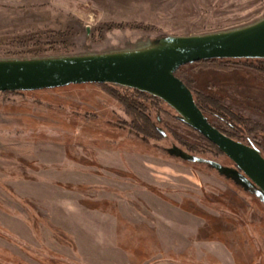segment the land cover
<instances>
[{"label":"rangeland","instance_id":"374dc122","mask_svg":"<svg viewBox=\"0 0 264 264\" xmlns=\"http://www.w3.org/2000/svg\"><path fill=\"white\" fill-rule=\"evenodd\" d=\"M261 19L264 0H0V59L133 49ZM222 61L180 75L264 126V74L245 65L257 61ZM132 95L112 84L0 92V264H264L263 202L169 150L234 163L163 101H146L157 135L138 132L119 99ZM223 114L207 112L264 155V132Z\"/></svg>","mask_w":264,"mask_h":264},{"label":"water","instance_id":"95a60500","mask_svg":"<svg viewBox=\"0 0 264 264\" xmlns=\"http://www.w3.org/2000/svg\"><path fill=\"white\" fill-rule=\"evenodd\" d=\"M264 59V19L207 34L165 36L133 49L40 58L0 59V92H34L70 85L112 84L160 99L188 127L204 136L234 168L189 154L175 156L212 166L254 194L264 204V155L253 145L235 140L214 126L197 105L192 90L175 74L207 60Z\"/></svg>","mask_w":264,"mask_h":264},{"label":"trees","instance_id":"16d2710c","mask_svg":"<svg viewBox=\"0 0 264 264\" xmlns=\"http://www.w3.org/2000/svg\"><path fill=\"white\" fill-rule=\"evenodd\" d=\"M257 61V63H249L246 62L245 65L248 66L251 69H254L260 73L264 74V59H254ZM215 63V62H220L221 64L223 63L222 60H207V61H201L198 63ZM230 65L228 63H224V67H229ZM181 68L176 72V76L179 77L183 82L192 90L194 93L197 105L203 112L207 115V112L209 110H213L216 113H224L223 115L227 116L228 121H229V126L234 128L237 127L238 123H241V128L248 134H256L259 132H264V126L262 125H251L249 121L244 120L243 118L239 117L238 115H235L234 112L230 111L228 108H226L224 105L220 104L218 100L211 98L209 96H206L202 94L201 92H198L195 90L192 85L184 79L180 75ZM106 85V84H104ZM128 91H131L133 93L132 96L130 97H124V96H119V99L121 102L125 105L128 113L132 115L133 121H135L134 128L149 137H155L157 135L156 131V126L155 123L152 121L151 117L147 113L149 110V107L146 103V101H152L154 104L161 102L160 99L155 98L148 93H143L138 90H133V89H127ZM144 99V101L142 100ZM154 106V105H153ZM222 115V114H221ZM209 118V117H208ZM210 120V119H209ZM142 121V122H139ZM211 122V121H210ZM215 126V125H214ZM218 128V127H217ZM221 130V129H220ZM222 131V130H221ZM231 138L235 139L233 135L228 134L225 131H222ZM203 141L205 142L206 146L210 148V150H215L216 153L224 155L219 148L214 145L212 142H210L208 139H206L204 136L200 135ZM238 141L243 142L241 139H235ZM249 145L256 146L251 140L248 141ZM257 147V146H256ZM191 150H194V148L190 147Z\"/></svg>","mask_w":264,"mask_h":264},{"label":"flooded vegetation","instance_id":"af4514ba","mask_svg":"<svg viewBox=\"0 0 264 264\" xmlns=\"http://www.w3.org/2000/svg\"><path fill=\"white\" fill-rule=\"evenodd\" d=\"M223 120L225 121V123L226 124H229V121H228V119L225 117V118H223ZM239 127V126H238ZM237 130H239L240 131V129L238 128ZM176 151V148H173V149H170L169 150V153L170 154H172V155H174L173 153ZM172 152V153H171ZM175 156V155H174ZM177 157V156H176ZM214 161V160H213ZM231 168V167H230ZM234 168V167H233Z\"/></svg>","mask_w":264,"mask_h":264}]
</instances>
